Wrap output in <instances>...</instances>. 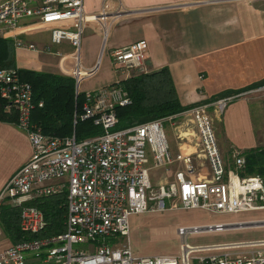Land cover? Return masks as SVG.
<instances>
[{
  "label": "built area",
  "instance_id": "obj_1",
  "mask_svg": "<svg viewBox=\"0 0 264 264\" xmlns=\"http://www.w3.org/2000/svg\"><path fill=\"white\" fill-rule=\"evenodd\" d=\"M101 19L104 14H85L82 0H0V38L12 39L14 48L47 51L45 46H24L16 38L20 32L42 30L48 32L51 45L69 44L73 61L69 77L74 93L83 95L81 111L73 113L72 125L89 119L100 129L99 134L80 140L73 132L65 137L43 134L30 121L34 108L30 85L19 80L17 68H0L4 110L14 114V125L30 146L28 160L2 186L0 206L17 209L22 234L42 235L0 250V264H264V240L196 246L185 242L189 234L222 231L237 224L177 227L175 234L181 240L178 255L136 256L131 252L127 242L130 216L149 211L201 210L226 215L264 210V179L245 174L241 152L232 150L230 164L224 160L209 114L210 107L221 114L235 99L264 95V84L196 104L175 115L115 129V107L129 104L120 81L149 72L144 63L146 45L135 41L112 50L110 66L116 80L80 91L81 82L92 78L95 71L94 67L83 68L79 62L82 30L88 22ZM178 115L189 116L199 153L181 149L170 153L163 124L167 122L173 128L172 120ZM176 138L180 141L182 137ZM200 155L208 166V177L195 161ZM173 164L177 169L171 181L159 177L151 183L149 170L162 168L166 177ZM62 195V230L44 235L46 224L34 203Z\"/></svg>",
  "mask_w": 264,
  "mask_h": 264
},
{
  "label": "crops",
  "instance_id": "obj_2",
  "mask_svg": "<svg viewBox=\"0 0 264 264\" xmlns=\"http://www.w3.org/2000/svg\"><path fill=\"white\" fill-rule=\"evenodd\" d=\"M82 10L88 16L104 14V19L88 22L82 30L79 62L83 68L94 67L95 71L92 78L81 82L84 87L80 91L113 83L117 75L110 66V52L135 41L146 45L144 63L149 72L166 68L181 106L210 103L223 92L264 84V0H82ZM41 33H47L43 42L37 37ZM16 38L26 39L37 48L45 46L47 51L13 46L15 68L70 76L73 61L69 44L51 45L47 31L20 32ZM256 98L235 99L221 114L209 108L226 162L231 160L232 150L264 147V103ZM185 126L186 122L168 131L165 138L171 154L178 149L200 152L195 133ZM177 135L183 139L178 141ZM3 151L13 153L15 160L5 171L0 169V190L30 156L24 133L14 124L0 121V164ZM195 161L208 177L210 172L202 156ZM175 169L173 164L166 177L162 173L160 179L171 181ZM244 219L264 221V212ZM242 229L252 228H230ZM11 244L0 227V250Z\"/></svg>",
  "mask_w": 264,
  "mask_h": 264
},
{
  "label": "trees",
  "instance_id": "obj_3",
  "mask_svg": "<svg viewBox=\"0 0 264 264\" xmlns=\"http://www.w3.org/2000/svg\"><path fill=\"white\" fill-rule=\"evenodd\" d=\"M12 43L11 39L0 38V68L15 67ZM17 72L19 80L30 85L31 101L34 104L30 121L39 126L43 134L65 137L73 132L75 139L80 140L100 133V129L92 125L89 119L77 120L72 125L73 113L78 115L81 111L83 95L74 93L71 77L28 69H17ZM120 84L129 98V104L115 107V129L175 115L193 106L179 104L166 68L131 76L121 80ZM240 91L223 92L212 100ZM37 103H41V106L38 107ZM0 121L11 124L15 122L14 114L4 110L1 98ZM241 153L245 160V174L264 179V147L251 148ZM34 205L43 215L46 224L44 235L62 230L65 216L63 195L37 200ZM0 227L12 243L42 236L22 234L18 228V211L8 205L0 206Z\"/></svg>",
  "mask_w": 264,
  "mask_h": 264
},
{
  "label": "rangeland",
  "instance_id": "obj_4",
  "mask_svg": "<svg viewBox=\"0 0 264 264\" xmlns=\"http://www.w3.org/2000/svg\"><path fill=\"white\" fill-rule=\"evenodd\" d=\"M43 31V30H42ZM40 32V31H37ZM45 36L47 33H41L37 37L39 42L46 40ZM37 37H34L37 39ZM21 43L24 46H28L31 43L25 42L26 39L21 38ZM32 45V44H31ZM70 49V48H69ZM26 50V49H25ZM30 50V49H29ZM64 50V49H63ZM31 51V50H30ZM106 44L104 45L100 57L101 66H103V60L106 56ZM115 81V80H114ZM111 84V83H110ZM84 84L80 85L83 88ZM259 98L257 102L264 103V95L257 94L253 95ZM174 127H169L167 122H164L163 129L165 137H168V131L175 129L180 124L186 122L188 131H194V126L189 122L188 115H182L175 117L173 120ZM219 124V123H218ZM194 136V135H193ZM196 138V134L194 136ZM3 161L0 164L1 171H5L9 168L15 160V155L10 151L2 152ZM229 160L227 163H231ZM196 171H199L198 169ZM163 173L162 168L156 170H149L147 172L151 183L153 184L159 179ZM264 210L245 212L239 214H226V215H214L208 214L201 210H175V211H164V212H145L139 215L129 217V233H128V246L131 252L136 256H155V255H178L180 252L179 244L180 238L175 234V230L179 226H193L210 223H225V224H237L241 225L242 228H252L245 230H222V231H211V232H200L197 234H189L185 238V242L188 245H210L218 243H229V242H241L249 240L264 239V221H250L244 218L248 216H255L263 213ZM233 220V221H232ZM239 222H243L242 224ZM239 229V228H238ZM108 242L112 241L110 239ZM120 243H125V240L117 238ZM82 249L83 246L79 245ZM195 255V254H193Z\"/></svg>",
  "mask_w": 264,
  "mask_h": 264
},
{
  "label": "water",
  "instance_id": "obj_5",
  "mask_svg": "<svg viewBox=\"0 0 264 264\" xmlns=\"http://www.w3.org/2000/svg\"><path fill=\"white\" fill-rule=\"evenodd\" d=\"M239 227H242L241 225H230L228 226V228H239Z\"/></svg>",
  "mask_w": 264,
  "mask_h": 264
}]
</instances>
